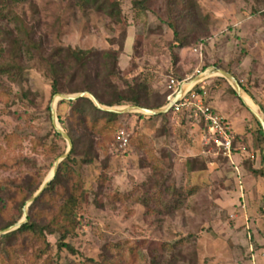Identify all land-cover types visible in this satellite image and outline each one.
<instances>
[{"label":"rangeland","instance_id":"rangeland-1","mask_svg":"<svg viewBox=\"0 0 264 264\" xmlns=\"http://www.w3.org/2000/svg\"><path fill=\"white\" fill-rule=\"evenodd\" d=\"M119 1L112 14L78 0H27L15 7L42 45L39 49L25 41L32 59L24 53L22 75L0 74V224L23 219L20 209L30 199L25 202L27 192L19 184L28 179L44 183L55 167V157L68 149L67 140L54 134L49 109L55 96L49 62H60L61 56L70 60L68 51L56 54L59 48L104 51L124 45L111 81L121 91L129 84L146 82L160 101L168 99L171 78L185 79L198 68L214 72L217 68L211 67L218 64L234 68L251 91H264V0H196L202 23L197 28L179 20L180 38L189 42L183 48L166 22L169 0H151L149 10L135 7V0ZM12 18L1 21V26L9 25L19 35ZM202 40L201 57L194 48ZM9 54L10 42L0 33V64L9 62ZM99 58L97 54L80 66L73 59L67 62L69 75L76 74L74 84L88 74L100 91L107 89L103 80L95 79L102 68ZM217 77L225 78L214 75L208 80ZM222 79L233 92V85ZM236 98L235 107L228 96L213 105L235 131L244 130L240 141L246 139L242 143L253 152L245 160L257 161V125L244 100ZM249 102L264 112L250 96ZM71 109L68 103H58V119L61 115L68 124ZM137 113H122L110 130L90 129L95 133L91 147L84 146L79 161L69 164L86 190L82 207L63 215L61 188L48 197L49 207L35 210L37 217L58 218L57 223L67 226L65 242L77 253L59 249L62 232H28L18 234L6 248L0 245V264H87L90 258L103 259L108 249L117 264H150L160 256L175 257V264H264V247L256 250L254 258L250 253V239L262 243L264 206L249 203L239 172L209 144L204 125L173 111L167 118L161 114L141 118ZM71 123L79 132L84 129L75 117ZM122 129L130 137L126 148L117 146Z\"/></svg>","mask_w":264,"mask_h":264},{"label":"trees","instance_id":"trees-1","mask_svg":"<svg viewBox=\"0 0 264 264\" xmlns=\"http://www.w3.org/2000/svg\"><path fill=\"white\" fill-rule=\"evenodd\" d=\"M27 0H0V33L5 35V39L10 42V56L8 63L0 64V74H7L9 76L14 77L13 75H22L26 69V64L22 60L24 53H28L29 60H31V50L26 48L25 45L27 40L32 41L33 47L39 48L42 45V42H36L34 37V32L29 26L25 23L24 19L21 15H19L15 11V7L21 5L23 2ZM78 3H81L83 6L88 4H92L98 10L107 11V13H114L117 7H119L120 1L119 0H78ZM135 7H140L143 10H149L151 7V0H135L134 1ZM3 7H7L8 11L3 12ZM196 0H169V17L166 22L169 26L174 30L176 41L178 47L183 48L189 42L186 38H180V29H179V20H187L188 22H192V24L199 28L200 24L202 23L200 18V12L197 8ZM8 16H12L13 22L15 23V28L18 31L19 35L14 33L15 29L9 28L8 26H1V21H4L8 18ZM24 34V36H20ZM127 37V33H125ZM42 39V38H41ZM203 41V40H202ZM201 41V42H202ZM199 42L198 44H200ZM197 44V45H198ZM26 46V47H25ZM40 49V48H39ZM124 49V45H122L119 49L111 48L109 50H85L81 48H72L68 47L67 50L64 48H59L57 50L58 55L61 56L62 51H68V58L70 60H74L78 63V65H83L86 61L97 57V54L100 56L98 59V63L101 64L102 68L100 71L96 73V80H103L106 90L100 91L95 85L94 82L90 81L88 78V74L84 75L80 84H74V79L76 74L69 75L65 65H67L70 60L64 59L61 56L60 62H55L51 60L49 62L50 68L52 73V94L53 96L58 93H80L89 91L93 93L104 105L107 106H123V105H131V106H140L144 108L150 109H159L164 107L168 104V100L160 101L158 96L152 93L149 90L148 84L146 82H139L136 85H128L127 90H119L117 86L111 81L112 77L117 74V69L119 65V54ZM4 51V50H3ZM20 51V53H19ZM25 51V52H24ZM40 52V50H39ZM94 60V59H93ZM209 67V64L205 65V68ZM217 69H224L229 71L230 73L234 74L238 80L241 82L244 90L254 97L251 90L245 85L243 81H241L239 75L237 74L234 68L224 67L222 65H216ZM68 76V84L65 85L63 83L64 78ZM73 77V78H72ZM179 77V76H178ZM71 78V79H70ZM96 82V81H95ZM128 83V82H127ZM233 93L238 95L236 90L233 88ZM63 103H68L72 106L71 109V120L68 121V124H65L62 116L59 115V120L62 124H64L65 131L70 135L73 140L74 147L69 154V156L61 162L59 169L55 178L52 182L48 185V187L42 192V194L30 205L29 207V218L28 222L25 223L20 228L3 234L0 236V245L6 246L8 244H12L15 241L18 234H24L28 232H33L35 234H44L46 231L50 233H55L56 231L62 232V242L60 243L59 249L63 250L67 248L72 253H77L76 248L71 243L65 242L67 235L69 234V230L65 224L57 223L58 218H54L52 221H46L43 218L37 217L35 215V210L37 208H44L49 207L50 202L48 197L50 195H55L58 191H61V188L64 190V205L61 207L60 212L63 215L74 214L75 210L79 207H82L86 201V190L84 185L80 179V177L76 178L74 175V171L70 168L69 164L72 162L79 161V155L84 152V146L90 148L91 140L94 139V135L92 130L90 129H98L100 126L103 130H110L112 129L111 126H114L120 117L121 114L112 113L108 111H104L99 109L95 103L87 97L79 98L77 100H62L59 102V105ZM258 103V102H256ZM52 112V108L49 107ZM137 115L141 118L146 117L143 113H137ZM171 115V111L166 114H161V116L167 118ZM73 117L77 118L80 126L84 127L83 130L80 132L77 131L76 124H72ZM154 117V116H150ZM254 122L257 125V129L255 130L258 140V150L261 153V166L256 168L255 161H248L245 160L243 165H247L249 172L256 177L264 178V130L262 129L260 123L256 120L253 116ZM54 134L60 140H65V138L60 134L53 125ZM98 132V131H97ZM242 135H239L235 146L239 143ZM89 140V142H87ZM66 141V140H65ZM67 149L60 152L55 157V162L57 159L66 152ZM87 152V151H86ZM85 152V153H86ZM86 163H90L91 160H84ZM55 165V163H54ZM43 182L35 183L33 179H28L19 184L21 188H24L27 192V196L25 197V202L31 199L41 188ZM162 186V184H161ZM177 191V189H175ZM24 204L21 207V213L24 214ZM17 221L8 222V223H1L0 224V231L16 224ZM119 251V250H118ZM107 253L104 255V258L101 260H96L94 258H90L87 261V264H117L114 260V253L110 252L109 249L106 251ZM132 256L136 253L132 251ZM175 257L171 259H167L163 256L158 258L152 259L150 264H175ZM148 264V263H146Z\"/></svg>","mask_w":264,"mask_h":264},{"label":"built area","instance_id":"built-area-1","mask_svg":"<svg viewBox=\"0 0 264 264\" xmlns=\"http://www.w3.org/2000/svg\"><path fill=\"white\" fill-rule=\"evenodd\" d=\"M205 47V41L203 40L194 48V52L203 56V50ZM209 72L208 70L202 72L200 68L196 72L185 79L171 78L168 89L170 94L168 95V103L173 101L181 89H185L183 95L179 101L176 102L171 111L175 113H183L191 118H195L205 127L207 133V140L209 144H212L213 148L218 152L232 160L233 155L238 150L235 146V142L238 138V134L235 131L232 123L224 117L210 102L209 92L199 87V82L204 79L195 82L190 88H186V84L193 82L196 78L203 76ZM130 143V137L125 129H122L117 134V146L119 148H126Z\"/></svg>","mask_w":264,"mask_h":264},{"label":"water","instance_id":"water-1","mask_svg":"<svg viewBox=\"0 0 264 264\" xmlns=\"http://www.w3.org/2000/svg\"><path fill=\"white\" fill-rule=\"evenodd\" d=\"M216 72L219 73L221 76L225 77L233 85L234 89L236 90L237 94L240 97H242V98L244 97L245 90H244L243 86L241 85V82L237 79V77L234 74H232L229 71H226L224 69H217ZM198 79H199V77L196 78V80H198ZM184 91H185V89H181L173 101H171L166 106L159 108V109H150V108H144V107H140V106H131V105H129V106H113V107L107 106V105H104L93 93H91L89 91L80 92L77 94H65V93L56 94L54 96V102L52 104L53 124L55 126V129L60 134H62V136L67 140V142H68L67 152L57 160V162L55 163V167H54V173L51 176H48L46 181L41 186L40 190L29 200L28 204L25 206L23 219L19 223L12 225V226L0 231V236H2L3 234H6L8 232L14 231V230L20 228L21 226H23L25 223L28 222L30 205L42 194V192L52 182V180L55 178V176L57 174V171L59 169L61 162L69 156V154L71 153V151L74 147V143H73L72 138L64 130V128L61 126L60 121L58 119L57 107H58V103L60 101H62V100L71 101V100H77L79 98L87 97V98H90L99 109L104 110V111L117 113V114L139 112V113L148 114L151 116H156V115L166 114V113L170 112L172 110L174 104L179 101V99L183 95ZM249 108H250L253 116L260 123L262 129L264 130V117H263V115L258 111V109L253 108L250 105H249Z\"/></svg>","mask_w":264,"mask_h":264},{"label":"crops","instance_id":"crops-1","mask_svg":"<svg viewBox=\"0 0 264 264\" xmlns=\"http://www.w3.org/2000/svg\"><path fill=\"white\" fill-rule=\"evenodd\" d=\"M211 68H215L216 69V67H214V66H212ZM214 72H215V74H213L211 76H208L205 80H203L202 82H199L198 83L199 87L206 89L208 92L210 91V99L209 100L212 103V105H213V102H216L217 100H221L222 97L225 100H227L226 96H228L230 103H232V106L235 107L237 105V104H235V101H236L235 99H237L236 97H239V96H237V95L234 96L232 94L233 92L231 90L225 88V85H228V84L227 83L223 84V82H221L222 78H219V77L211 79V80H208L209 78H211L214 75H220L216 71H214ZM223 79H226V78H223ZM223 81H225V80H223ZM213 88H215V89H213ZM251 92H252V94L254 96L253 98L246 91H245V94L250 96V98L252 99L253 103L258 102V104L261 106L260 108L263 109L264 108V100L262 98L264 96L263 95L264 91L263 90L262 91H254L253 90ZM214 94L216 96H214ZM240 98L244 100V102L246 104V107L249 108V104L246 101L245 96L243 98L242 97H240ZM221 102H223V101H221ZM213 106L217 109V107L215 105H213ZM261 114L264 117V112H262ZM246 117L247 116L244 117V121L242 123L243 127L245 126L244 124L248 122L246 120ZM243 131L244 130H242L241 132L240 131L239 132L236 131V132H237V134L239 136L242 133L243 134L245 133ZM241 138H242V136H241ZM245 140L246 139H244L242 142H244ZM238 142H239L237 144V149L238 150L235 152L234 157L231 160V162H232V164H234V169L239 172V180H241V183L243 182L242 184H244V189L243 190L246 191L247 195L250 198L249 203L258 204V202H259V204H261V206H264V180L262 179V177H256L253 174H251L250 172H248L249 170L247 171V169H244V165H242V163H243L242 161L243 160L245 161V159H247L249 157V155L253 154V152H251L252 150L249 149V146L246 143L244 144L240 140ZM238 145L242 146V147H239ZM257 149H256L257 154H256V152H254L256 154V155L255 154L254 155H255V157H257V161L255 159L252 160V161H256L257 163H255L254 166L256 168H259L261 166V153H260V150H257ZM251 157H252V159L254 158V156H251ZM252 223H254V221H252ZM250 241H251V243H250V247H251L250 253H253V258H254V254H255L256 250L258 248L261 249V247H264V235L262 236V240H261L262 243L255 242L254 241V237L252 239H250ZM253 243L255 244L256 249H255V246H254ZM262 255L264 256V252H262Z\"/></svg>","mask_w":264,"mask_h":264},{"label":"bare ground","instance_id":"bare-ground-1","mask_svg":"<svg viewBox=\"0 0 264 264\" xmlns=\"http://www.w3.org/2000/svg\"><path fill=\"white\" fill-rule=\"evenodd\" d=\"M213 74H215V72H211V71H209V72H207L206 74H204L203 76L199 77L198 80H195V81H193V82H189V83H187L185 87L188 89V88H190L195 82L200 81V80L204 79L205 77L211 76V75H213ZM244 96H245V99H246V101L248 102V104L254 108L255 106L252 105V104L249 102V95L244 94ZM255 108H256V107H255ZM53 173H54V169H53V171L50 173L49 176H51Z\"/></svg>","mask_w":264,"mask_h":264}]
</instances>
